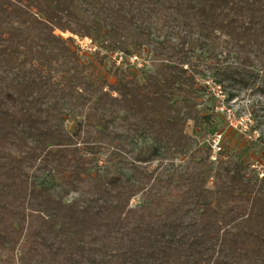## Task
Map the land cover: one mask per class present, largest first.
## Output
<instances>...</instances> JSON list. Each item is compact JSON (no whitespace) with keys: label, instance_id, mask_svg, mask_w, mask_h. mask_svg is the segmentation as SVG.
Segmentation results:
<instances>
[{"label":"trees","instance_id":"trees-1","mask_svg":"<svg viewBox=\"0 0 264 264\" xmlns=\"http://www.w3.org/2000/svg\"><path fill=\"white\" fill-rule=\"evenodd\" d=\"M73 35L100 49L80 55ZM196 49L233 55L225 79L264 73V0H0V264H264V178L185 131L213 124L185 66ZM114 51L160 62L116 66ZM104 150L70 201L29 172L44 157L72 186L83 152Z\"/></svg>","mask_w":264,"mask_h":264},{"label":"rangeland","instance_id":"rangeland-1","mask_svg":"<svg viewBox=\"0 0 264 264\" xmlns=\"http://www.w3.org/2000/svg\"><path fill=\"white\" fill-rule=\"evenodd\" d=\"M56 34L61 32L58 29L54 31ZM70 32L65 31L61 36H65ZM218 49V48H217ZM150 52V51H149ZM151 53V52H150ZM190 63L188 72L195 78L197 87H202L197 97L198 108L203 112L211 114L213 124L203 130H193L192 121H188L185 131L193 138L194 145L202 147L207 145V140L213 133H222V143L224 152L227 155L232 153L238 154L247 164H262L264 166V73L259 70L257 62H254L249 71H246L247 81L241 80L239 76L233 78H223L219 75L225 65L234 62L232 54L226 55L224 52L217 50V56L211 57L207 51L196 49L190 53ZM89 58H86V60ZM98 63L97 73L106 76L110 83L115 82V77L111 72L106 73L103 61L99 58H93ZM160 60L155 58L151 70L158 66ZM57 76V75H56ZM210 85H208V83ZM220 90L224 99L225 109L221 111L219 106V98L214 94V87ZM230 93L234 94L230 99ZM64 125L66 130L73 133L75 120L72 114H65ZM231 122V123H230ZM84 136H74V141L81 148L84 145ZM136 140H133L135 145ZM133 145L126 148V156H131ZM89 160L87 165V173H82V179H77L74 185L61 182L59 173L53 170V163L40 157L36 160L32 168H29L31 176L38 184L54 185L61 184L64 188L61 192L64 194V200L70 201L76 196L75 190H83L84 186L89 184L96 171L106 163L107 150L96 154L83 152ZM178 162L180 160H177ZM160 164L159 160H154L148 164V168L153 169ZM120 166V165H119ZM251 168V167H250ZM122 169V168H121ZM120 170V168H119ZM122 170H126L123 167ZM206 186L212 188V178H209ZM141 203V195L137 194L130 201V206H137Z\"/></svg>","mask_w":264,"mask_h":264},{"label":"built area","instance_id":"built-area-1","mask_svg":"<svg viewBox=\"0 0 264 264\" xmlns=\"http://www.w3.org/2000/svg\"><path fill=\"white\" fill-rule=\"evenodd\" d=\"M74 43L77 48V51L80 55H86L99 50V45L96 42H93L88 37H80L77 35H73ZM109 57L111 62H113L116 66H122L133 69H151V60L150 55L146 53H132V54H124L121 51H114L109 53ZM208 85L209 82H207ZM217 87L219 90H216L214 87H210L214 89V94L219 98V102L221 105L219 109L223 111L225 106L223 105L224 99L222 92L220 90V85ZM231 123V122H230ZM208 151H209V160L212 162H217L220 158H223V143H222V133L217 132L210 135L207 140ZM251 169L256 173L259 178H264V166L262 164H252L250 165Z\"/></svg>","mask_w":264,"mask_h":264}]
</instances>
